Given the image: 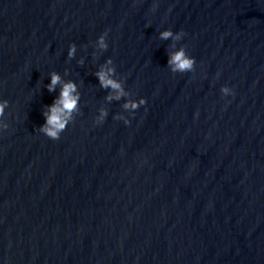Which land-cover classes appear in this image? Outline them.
I'll use <instances>...</instances> for the list:
<instances>
[{
    "label": "water",
    "instance_id": "95a60500",
    "mask_svg": "<svg viewBox=\"0 0 264 264\" xmlns=\"http://www.w3.org/2000/svg\"><path fill=\"white\" fill-rule=\"evenodd\" d=\"M108 56L145 97L128 124L93 75ZM51 70L81 92L56 139L35 129ZM0 97V264H264V0H0Z\"/></svg>",
    "mask_w": 264,
    "mask_h": 264
},
{
    "label": "clouds",
    "instance_id": "9594fccd",
    "mask_svg": "<svg viewBox=\"0 0 264 264\" xmlns=\"http://www.w3.org/2000/svg\"><path fill=\"white\" fill-rule=\"evenodd\" d=\"M107 29L102 31L96 36L94 41H89L92 44L94 51L93 56L98 53L95 50H104L108 48V42L106 39ZM158 35L162 39H171V45L169 49H166L167 60L166 64L172 72H185L190 71L194 67L195 57L188 54L183 44L177 46V41L182 39L184 30L179 29L173 31L172 28H162ZM77 45L75 42H69L67 47V57L71 58L76 55ZM85 56L81 55L77 58V63H84ZM65 74L68 69L65 68ZM93 75L97 78L99 86L101 88L108 89L105 93V100H120L122 97L123 103L121 105L124 111L114 112L112 114L113 119L122 120L125 124H128L129 117L135 115V110L145 103L144 96H136L134 93H130L125 87V77L120 76L116 72V67L113 63L111 56L106 57L101 63H99ZM57 85L59 90L57 91ZM44 87L49 91H56L50 103L43 104L41 106V115L43 116V122L35 127V129L49 138L56 139L60 136L61 132L65 129L67 124L74 119L75 114L79 113V100L81 92L79 90L78 82L68 78L57 70H51L48 73V81L44 84ZM221 95L233 94V89L227 84H221L219 88ZM9 104L8 99L0 97V130L8 127V122L4 118L6 106ZM108 108L99 106L94 116V122L100 123L108 116Z\"/></svg>",
    "mask_w": 264,
    "mask_h": 264
}]
</instances>
